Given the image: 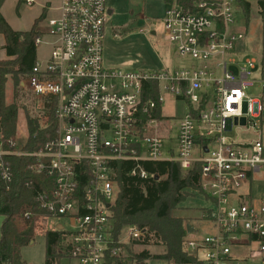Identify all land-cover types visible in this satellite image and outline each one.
Masks as SVG:
<instances>
[{
  "label": "built area",
  "instance_id": "obj_1",
  "mask_svg": "<svg viewBox=\"0 0 264 264\" xmlns=\"http://www.w3.org/2000/svg\"><path fill=\"white\" fill-rule=\"evenodd\" d=\"M255 1L172 5L164 31L178 56L190 61L121 71L104 65L106 0H60L48 25L50 57L37 61L26 79L36 98L56 100L55 135L38 152L17 149V142L11 143L16 150L0 149L6 183L13 181L9 156L34 159L32 170L51 181L36 195L47 214L38 225L47 222L46 232L63 234V259L50 264H127L121 245L144 240L136 226L114 236L109 209L118 195L111 179L118 161L133 162L128 174L141 180L153 178L148 163H177L184 172L199 166L209 204L199 218L213 232L199 239L194 229L183 250L194 264H264V203L242 193L264 169V32L258 55L247 48L248 26L241 31L236 19ZM42 44L41 35L35 45ZM168 96L189 105L169 139L161 130Z\"/></svg>",
  "mask_w": 264,
  "mask_h": 264
},
{
  "label": "trees",
  "instance_id": "obj_2",
  "mask_svg": "<svg viewBox=\"0 0 264 264\" xmlns=\"http://www.w3.org/2000/svg\"><path fill=\"white\" fill-rule=\"evenodd\" d=\"M6 0H0V36L5 38L4 49L8 59L0 60V147L4 151H13L11 143L16 142L20 112L26 100L23 83L31 74L37 62L35 42L41 33L36 30L38 20L28 32L15 31L2 13ZM178 5L188 7L195 0H177ZM260 17L264 23V0H259ZM252 4L244 5L247 26L251 19ZM11 84L8 95L7 86ZM57 102L45 100L44 127L39 121L28 120L29 131L26 143L17 149L26 152H38L46 142L54 137L57 129L55 112ZM13 171L12 183H6L0 177V216L4 217L0 238V264H25L23 248L35 241L38 222L46 216L36 203L39 191L50 188L51 181L45 174L32 170L34 159L16 156L6 157ZM133 162H115L111 179L118 187V195L110 207V220L116 239L123 237L126 230L136 226L145 233L144 240H128L123 247L127 264H147L151 259H162L171 264H194L195 259L183 250V241L188 236L183 220L172 217L193 193L200 190V168L182 171L177 163H148L146 170L153 175L149 180L129 176ZM206 200V198L204 197ZM31 218L27 219L26 214ZM63 240L62 232H47L46 263L63 259L59 248ZM161 247L164 252L152 256L149 250L140 254L130 253L134 245Z\"/></svg>",
  "mask_w": 264,
  "mask_h": 264
},
{
  "label": "rangeland",
  "instance_id": "obj_3",
  "mask_svg": "<svg viewBox=\"0 0 264 264\" xmlns=\"http://www.w3.org/2000/svg\"><path fill=\"white\" fill-rule=\"evenodd\" d=\"M33 6H29L26 0H6L2 13L10 26L19 32L30 31L38 20L36 30L39 31L46 44L37 48V61H46L50 57L51 46L47 42L52 41L48 34L49 21L58 15L57 8L60 0H35ZM177 0H106L108 9L114 11L107 16L106 37L104 41V65L113 70H156L160 68H180L186 65V61L178 56L176 49L167 39L163 27V17L166 10L172 5H177ZM257 1L252 3L251 19L248 26V44L250 51L263 55L261 43H257L264 32V23L260 17V8ZM237 26L243 31L247 27L244 13H236ZM253 40V43H252ZM3 39L0 38V55ZM257 45V48L256 46ZM22 86L25 92V99L21 106H25L20 112L16 142L19 145L26 143L29 131L28 120L39 121L44 127V105L45 100L36 98L28 89L27 85ZM8 95L11 84L7 86ZM253 92L250 90L249 94ZM189 105L185 101H178L168 96L163 106L164 119L161 125L162 133L166 138L176 137L177 126L180 119L185 116ZM167 140V139H166ZM168 145V142H167ZM255 203H264V169L254 176L252 182ZM247 187L242 193L246 194ZM208 202L199 193H193L172 212V217L181 219L184 225H191L196 231L195 237L203 238L213 232L212 224L200 220L201 209L207 208ZM183 217V218H180ZM65 223V221H61ZM50 224L40 223L38 225L36 239L33 243L23 248L22 256L25 264L46 263V230L51 228ZM191 235V234H188ZM149 250L152 256H158L164 252L161 247H146L134 245L130 253L140 254ZM125 254V253H123ZM126 255H128L126 253ZM147 264H171L162 259H149ZM135 264V263H130Z\"/></svg>",
  "mask_w": 264,
  "mask_h": 264
},
{
  "label": "crops",
  "instance_id": "obj_4",
  "mask_svg": "<svg viewBox=\"0 0 264 264\" xmlns=\"http://www.w3.org/2000/svg\"><path fill=\"white\" fill-rule=\"evenodd\" d=\"M109 12H111L110 15H112L114 13V11L111 10V9H109ZM0 38L3 39V43H2L1 46H2V49L4 50V53L2 55H0V60H5V59H8L7 54H6V51L4 49V45H5L6 42H5V38L3 36H0ZM42 45H44V44H42ZM48 45H50V44H48ZM0 149H1V147H0ZM253 179H254V177L252 178V182H253ZM252 182H251L250 187L248 186V191L250 193V198L255 201V199H254L255 196H254L253 188H252ZM180 218H183V217L180 216ZM3 222H4V217L3 216H0V238H1V227H2Z\"/></svg>",
  "mask_w": 264,
  "mask_h": 264
},
{
  "label": "water",
  "instance_id": "obj_5",
  "mask_svg": "<svg viewBox=\"0 0 264 264\" xmlns=\"http://www.w3.org/2000/svg\"><path fill=\"white\" fill-rule=\"evenodd\" d=\"M109 14H111V12H109ZM241 123L244 124V123H245V120L242 119V120H241ZM193 232H194V228H193L191 225H187V233H188V234H191V233H193ZM32 243H33V242H32Z\"/></svg>",
  "mask_w": 264,
  "mask_h": 264
}]
</instances>
